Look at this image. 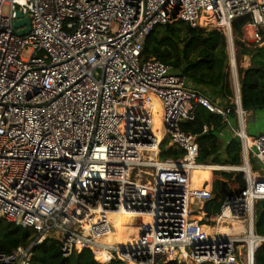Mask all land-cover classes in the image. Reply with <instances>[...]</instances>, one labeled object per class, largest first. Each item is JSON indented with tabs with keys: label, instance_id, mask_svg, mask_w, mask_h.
<instances>
[{
	"label": "built area",
	"instance_id": "obj_1",
	"mask_svg": "<svg viewBox=\"0 0 264 264\" xmlns=\"http://www.w3.org/2000/svg\"><path fill=\"white\" fill-rule=\"evenodd\" d=\"M24 19L28 32L15 26ZM242 19L247 46L264 47V0H0V219L32 232L28 246L0 253V264H33L34 247L48 240L66 258L88 249L101 264H256L264 177L245 167L254 159L264 172V134L242 130L239 80L233 110L191 88L173 65L143 59L156 27L182 22L224 33L236 69ZM152 98L162 107L161 140L151 130ZM198 108L241 140L243 166L198 162V139L182 129ZM165 140L183 155L162 159ZM200 168L211 181L195 186ZM230 172L244 174L246 190L213 223V174ZM123 213L142 223L136 242L104 243L115 232L111 217Z\"/></svg>",
	"mask_w": 264,
	"mask_h": 264
},
{
	"label": "trees",
	"instance_id": "obj_2",
	"mask_svg": "<svg viewBox=\"0 0 264 264\" xmlns=\"http://www.w3.org/2000/svg\"><path fill=\"white\" fill-rule=\"evenodd\" d=\"M247 19L234 23L236 32V45L239 50V59L247 56L250 58V66L245 69L239 64L238 75L241 83V103L244 111H256L264 109V47H248L241 42L243 27ZM264 37V30L261 31ZM144 61L156 59L166 64L173 65L175 70L185 77L191 88L202 93L210 101L225 108L235 110L234 91L231 82L230 57L227 39L224 33L203 28L193 29L187 23H178L165 27H156L149 36L144 52ZM236 66V63L234 62ZM244 80V83L242 81ZM151 116L157 122L153 132L159 140L162 139V107L159 100L152 98L150 104ZM236 113L233 111L232 119ZM205 128L208 129L205 132ZM182 129L186 133L195 135L200 146L198 162L214 165L241 166L242 151L239 138L226 134L229 129L222 122L220 116L210 113L205 108H198L196 118L192 122H184ZM165 140L161 146L162 159H178L183 155L182 151L175 150ZM253 167L257 166L252 160ZM258 167V166H257ZM245 169L250 173L247 166ZM200 171L198 182L200 186L204 182V173L209 168L198 169ZM204 172V173H201ZM212 173L206 176V181H211ZM222 184L231 195H239L246 183L243 173H221L214 178L213 192L216 197L209 210L210 220L215 222V213L219 212L226 201L221 193ZM256 231L264 236V201L256 204ZM123 236L130 239L133 230L124 222ZM120 236V231L117 232ZM32 232L24 230L5 219H0V253H11L21 246L30 244ZM33 264H101L95 260L91 250L85 249L75 252L70 257H64L59 243L48 240L33 249ZM256 264H264V244L255 254ZM106 264H121L119 261Z\"/></svg>",
	"mask_w": 264,
	"mask_h": 264
},
{
	"label": "crops",
	"instance_id": "obj_3",
	"mask_svg": "<svg viewBox=\"0 0 264 264\" xmlns=\"http://www.w3.org/2000/svg\"><path fill=\"white\" fill-rule=\"evenodd\" d=\"M236 40H237V38H236ZM228 51H229V55H230L231 51H230L229 47H228ZM237 54H238V57H239L238 46L236 47V59H237ZM242 59H244L242 65H244V66L246 65V67H242V66L241 67L247 69L250 66V58L247 57V56H245ZM242 59H239L240 64H241V60ZM236 61H237V64H238V59ZM232 81L233 80H231V82ZM239 84H240V96H241V83H240V79H239ZM232 87H233V91H234V100L232 101V103L235 104V102L237 100L236 99V80H235V78H234V82L232 83ZM240 102H241V98H240ZM241 107H242V103H241ZM244 112H245V114H244V120L245 121H244V124L242 125V130L244 131V133L247 134L249 137H253V138H255L256 136H258L259 134H264V109H260V110H256V111H244ZM232 122H233L234 129L235 130H240V126H239V124L237 122V119L236 118H235V120L232 119ZM231 133L234 135V133H233L232 130L226 129V134L227 135H232ZM240 143H241V140H240ZM241 151H242V149H241ZM252 160H254V159H250V162H249V168L251 170V173L256 178L257 177H264V176H261L259 173L254 172L256 170L253 169ZM242 161H243V158H242ZM256 164H257L258 167L261 168V166L257 163V161H256ZM243 165H244V162L242 163L241 166H243ZM224 166H230V165H224ZM241 166H231V167H241ZM230 173H238V172H230ZM204 181H205V179H204ZM213 181H214V178H213ZM225 202H227V200ZM255 214H256V212H255ZM256 220H257V217H256ZM255 230H256V224H255ZM256 233H257V231H256ZM261 236H263V235H261Z\"/></svg>",
	"mask_w": 264,
	"mask_h": 264
},
{
	"label": "bare ground",
	"instance_id": "obj_4",
	"mask_svg": "<svg viewBox=\"0 0 264 264\" xmlns=\"http://www.w3.org/2000/svg\"><path fill=\"white\" fill-rule=\"evenodd\" d=\"M137 105H138V103H136V102H132L130 104V106L133 109H138ZM209 172L210 171L205 172V173H209ZM199 173H200L199 170H196V171L193 172V183L194 184L198 182V177L195 178V174H199ZM111 220H112V223L114 225L115 232L112 235H110L108 238L104 239V241H103L104 243L123 246V245H126V244H133V243L136 242V237L139 234L140 229H141V224H142L141 222L140 223L137 222L135 217L130 216L129 214H126V213L113 215L111 217ZM124 222L128 226L130 225V228L133 230V233L131 234L130 239H126L123 236V232L125 231V229H127V227L125 228V226H124ZM234 226H235V228H239L240 223L239 222H235ZM218 229L220 230L221 233H226V232L229 231L228 227L219 226ZM119 231H120V236L117 237L116 234Z\"/></svg>",
	"mask_w": 264,
	"mask_h": 264
},
{
	"label": "rangeland",
	"instance_id": "obj_5",
	"mask_svg": "<svg viewBox=\"0 0 264 264\" xmlns=\"http://www.w3.org/2000/svg\"><path fill=\"white\" fill-rule=\"evenodd\" d=\"M5 13L7 14L8 13V8H6L5 9ZM214 29H212V30H208V31H213ZM241 42L243 43V44H245L246 46H247V44L246 43H250L251 42V39H249V36H248V34H247V32L244 30V33H243V35H242V37H241ZM237 47V46H236ZM30 53H31V51H30V49H26L24 52H23V57L24 58H27V57H29V55H30ZM229 57H230V59L232 60V57H231V55H229ZM237 59H238V54H237ZM243 61H244V59H242L241 60V64H240V62H239V60H238V64H237V67H236V69H234L232 66H231V62H230V66H231V80H233L232 81V83L234 82V78H235V80L236 79H238L239 80V75H238V66H239V64L242 66V67H246V65L244 66V65H242V63H243ZM235 88V87H234ZM151 112H152V110H151V108H150V114H151ZM156 125H157V122H154L153 120H152V125H151V130H152V133L156 130ZM253 169L254 170H256V171H254V172H257V173H259L261 176H264V172L262 171V169L260 168V167H253ZM200 172V171H199ZM201 173H204V172H201ZM207 174L208 173H204V179H205V181H206V176H207ZM218 174L219 173H215V174H213V178H215V177H217L218 176ZM199 178V174H195V178ZM210 208H211V204H210ZM227 222H228V225H230L232 222H231V220H227Z\"/></svg>",
	"mask_w": 264,
	"mask_h": 264
},
{
	"label": "water",
	"instance_id": "obj_6",
	"mask_svg": "<svg viewBox=\"0 0 264 264\" xmlns=\"http://www.w3.org/2000/svg\"><path fill=\"white\" fill-rule=\"evenodd\" d=\"M18 18L21 19L22 16H21V15H18ZM22 25H26V26H28V28H27V30H26V32H28V31H29V26H30V22H29V20L24 19V20H22V21H16V22H15V26H16V27H20V26H22ZM19 34L22 35L23 32H19ZM242 83H244V80L242 81ZM245 190H246V188H244V189L242 190L241 193H243ZM221 193L224 194V196L226 197V200H227V201H229V200H231V199L233 198V195H231V194L228 192V190L226 189L225 184H222ZM204 211H205V214H206V217H207V216H208V205H207V204H206V206H205V208H204ZM166 264H179V263H178L177 260H171V261L167 262Z\"/></svg>",
	"mask_w": 264,
	"mask_h": 264
}]
</instances>
